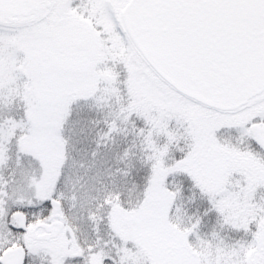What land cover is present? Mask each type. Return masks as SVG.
I'll use <instances>...</instances> for the list:
<instances>
[{
	"label": "snow or ice",
	"instance_id": "snow-or-ice-1",
	"mask_svg": "<svg viewBox=\"0 0 264 264\" xmlns=\"http://www.w3.org/2000/svg\"><path fill=\"white\" fill-rule=\"evenodd\" d=\"M0 264H264V0H0Z\"/></svg>",
	"mask_w": 264,
	"mask_h": 264
}]
</instances>
